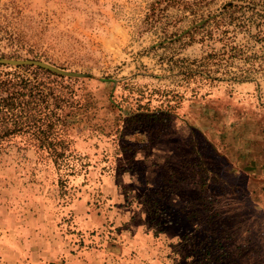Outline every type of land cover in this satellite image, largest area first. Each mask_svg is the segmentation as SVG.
Listing matches in <instances>:
<instances>
[{
	"label": "rangeland",
	"instance_id": "obj_1",
	"mask_svg": "<svg viewBox=\"0 0 264 264\" xmlns=\"http://www.w3.org/2000/svg\"><path fill=\"white\" fill-rule=\"evenodd\" d=\"M249 1L0 0V59L87 74L63 158L0 143V264H264V72L209 67Z\"/></svg>",
	"mask_w": 264,
	"mask_h": 264
},
{
	"label": "trees",
	"instance_id": "obj_2",
	"mask_svg": "<svg viewBox=\"0 0 264 264\" xmlns=\"http://www.w3.org/2000/svg\"><path fill=\"white\" fill-rule=\"evenodd\" d=\"M212 23L209 38L222 46L209 52V67L239 60V72L231 76L237 81L264 72V0L229 3ZM239 32L245 34L246 42L237 40ZM210 69L209 78L217 79L210 73L218 68ZM63 79L65 76L39 66L30 75L0 70V143L15 134H26L32 145L46 149L56 160L65 156L67 116L78 107H73V100L58 86L57 81Z\"/></svg>",
	"mask_w": 264,
	"mask_h": 264
},
{
	"label": "water",
	"instance_id": "obj_3",
	"mask_svg": "<svg viewBox=\"0 0 264 264\" xmlns=\"http://www.w3.org/2000/svg\"><path fill=\"white\" fill-rule=\"evenodd\" d=\"M0 64L14 65V66L24 65V64L35 65V66L48 69L56 74L67 76V77H81V76L87 75L82 72L62 69L50 63L44 62L42 60L32 59V58H28V59L1 58Z\"/></svg>",
	"mask_w": 264,
	"mask_h": 264
}]
</instances>
